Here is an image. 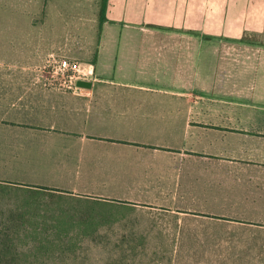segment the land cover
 <instances>
[{
	"label": "crops",
	"instance_id": "obj_1",
	"mask_svg": "<svg viewBox=\"0 0 264 264\" xmlns=\"http://www.w3.org/2000/svg\"><path fill=\"white\" fill-rule=\"evenodd\" d=\"M208 240L264 264V0H0V264Z\"/></svg>",
	"mask_w": 264,
	"mask_h": 264
},
{
	"label": "rangeland",
	"instance_id": "obj_2",
	"mask_svg": "<svg viewBox=\"0 0 264 264\" xmlns=\"http://www.w3.org/2000/svg\"><path fill=\"white\" fill-rule=\"evenodd\" d=\"M42 19L37 17L28 18V23L35 25ZM44 19L46 20L47 18ZM187 245L189 247L186 256L174 257L173 264H245V258L243 257L218 256V251L214 249V242L211 240L187 242ZM196 246L198 247L196 248ZM220 251L224 252L223 250Z\"/></svg>",
	"mask_w": 264,
	"mask_h": 264
},
{
	"label": "built area",
	"instance_id": "obj_3",
	"mask_svg": "<svg viewBox=\"0 0 264 264\" xmlns=\"http://www.w3.org/2000/svg\"><path fill=\"white\" fill-rule=\"evenodd\" d=\"M46 69H49L48 73L52 82L75 93L82 89L77 83L87 81L91 76L88 66L55 56L49 59Z\"/></svg>",
	"mask_w": 264,
	"mask_h": 264
},
{
	"label": "water",
	"instance_id": "obj_4",
	"mask_svg": "<svg viewBox=\"0 0 264 264\" xmlns=\"http://www.w3.org/2000/svg\"><path fill=\"white\" fill-rule=\"evenodd\" d=\"M77 85L78 87L85 88V89H90L92 87L91 82H86V81H79Z\"/></svg>",
	"mask_w": 264,
	"mask_h": 264
}]
</instances>
